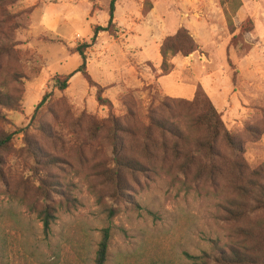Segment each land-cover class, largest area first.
Masks as SVG:
<instances>
[{"label": "rangeland", "instance_id": "1", "mask_svg": "<svg viewBox=\"0 0 264 264\" xmlns=\"http://www.w3.org/2000/svg\"><path fill=\"white\" fill-rule=\"evenodd\" d=\"M240 2L115 0L116 31L85 49L100 104L80 73L53 78L75 72L109 0H0V264H94L107 226L106 264H264V207L236 188L264 162V0ZM180 29L196 49L161 76ZM197 92L227 134L212 146Z\"/></svg>", "mask_w": 264, "mask_h": 264}, {"label": "trees", "instance_id": "2", "mask_svg": "<svg viewBox=\"0 0 264 264\" xmlns=\"http://www.w3.org/2000/svg\"><path fill=\"white\" fill-rule=\"evenodd\" d=\"M222 4L228 3L232 13L235 12L240 6V0H221ZM225 14L227 16V24L231 27L230 31L233 34L235 29L232 26V16L228 15V11L225 9ZM115 0H109L108 4V22L106 26H95L92 29V36L89 43H83L75 47V52L80 56V64L75 70V72L68 74L62 80L60 77H54L53 82L59 90H65L67 88L68 81L75 73H80L84 79L87 81L89 86L96 88V98L97 101L102 104L105 99L102 97V88L95 84L90 78L86 70V58H85V49L93 46L97 37L101 32L114 33L115 30ZM251 28H248L246 32H249ZM239 42V36L233 34L229 47L236 45ZM196 49L195 42L190 34L185 29L178 30L174 35L166 37L160 48L161 55V76L167 75L173 68V64L170 60L177 55L187 56L191 54ZM228 61L230 63L229 57ZM49 99V94H44L39 103L36 105L34 112L40 110ZM0 101L3 105L6 106V99L0 96ZM190 106L192 108L198 109L200 111L195 117V123L201 125L206 131V143L209 146L215 144V142L220 137H227L226 131L224 129L223 123L220 119V115L213 105L209 102L207 98H203L200 93H196L193 100L190 101ZM11 139V135L6 136L4 139L0 140V147L7 144ZM240 164V163H239ZM238 168V162L234 163ZM242 168L244 167L243 163L240 164ZM236 169V168H235ZM241 175V178L246 181V185L237 186L236 188L240 191L241 195L250 199L253 204H250L248 201L249 211L257 210L264 207V162L261 163L256 169L249 171H240L237 169ZM244 170V169H243ZM257 180H261L259 182ZM51 216L47 211L43 212L42 223L44 233H48L49 230V219ZM101 237L95 252L94 264H106L107 255L109 249V242L111 238V227L107 226L101 229ZM190 260H196V257L186 255ZM122 264V263H120Z\"/></svg>", "mask_w": 264, "mask_h": 264}]
</instances>
